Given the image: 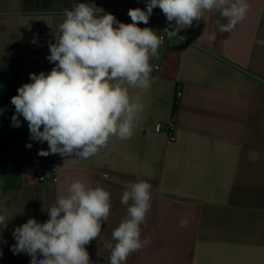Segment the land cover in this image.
Returning <instances> with one entry per match:
<instances>
[{
	"label": "crops",
	"instance_id": "crops-1",
	"mask_svg": "<svg viewBox=\"0 0 264 264\" xmlns=\"http://www.w3.org/2000/svg\"><path fill=\"white\" fill-rule=\"evenodd\" d=\"M78 3L123 23L132 22L129 9L146 10V0H0V214L8 220L0 226V264H30L27 253L11 251L14 229L29 218L45 222L47 207L76 179L111 194L102 239L86 246L93 264H108L104 243L126 216L122 191L139 180L152 185L151 210L141 225L150 242L127 264H264V0H248L245 19L231 33L219 31L227 20L218 12H205L167 39L161 67L150 61L151 87L133 93L145 109L130 139L112 138L87 160L43 157L38 150H47V142L30 139L22 116L21 126H12L10 101L31 82L30 73L55 66L46 58L48 44L55 43L64 10ZM174 23L157 7L149 23L138 26L158 34Z\"/></svg>",
	"mask_w": 264,
	"mask_h": 264
},
{
	"label": "clouds",
	"instance_id": "clouds-1",
	"mask_svg": "<svg viewBox=\"0 0 264 264\" xmlns=\"http://www.w3.org/2000/svg\"><path fill=\"white\" fill-rule=\"evenodd\" d=\"M157 7L167 22H175L174 27L164 29L171 39L203 19L205 12H218L227 20L219 31L231 33L245 19L249 4L248 0H146V10H128L131 23L120 22L111 13L97 16L87 3L65 9L53 34L55 43L48 44L46 58L55 66L47 74L30 73L31 82L19 87L10 101L15 108L12 126L19 128L22 116L30 139L47 142L48 149H39V156L87 160L112 138L123 141L133 136L145 109L143 97L133 93L151 87L150 61L159 58L164 42L152 28L138 25H147ZM3 112L0 108V115ZM151 199V183L126 184L121 194L126 216L112 231L111 241L104 243L110 253L108 264H127L130 255L149 244L150 238L142 237L141 225L151 210ZM111 207V194L102 186L73 180L66 194L47 207L45 222L29 218L14 229L16 243L11 251L27 253L30 264H93L86 246L102 239V225ZM7 223L0 214V226L7 227ZM188 224L187 219L180 221L181 227Z\"/></svg>",
	"mask_w": 264,
	"mask_h": 264
},
{
	"label": "built area",
	"instance_id": "built-area-1",
	"mask_svg": "<svg viewBox=\"0 0 264 264\" xmlns=\"http://www.w3.org/2000/svg\"><path fill=\"white\" fill-rule=\"evenodd\" d=\"M164 29L165 28H162L159 33L157 34L158 36H163L164 37V42L163 44L160 46L159 48V58H154V66L156 69H159L161 67V64H162V49L165 48L167 46V34L164 32ZM168 139L170 141L174 140L175 139V134H174V122H170V125H169V130H168ZM36 180L38 182H41L44 180V177L42 174H37L36 175Z\"/></svg>",
	"mask_w": 264,
	"mask_h": 264
},
{
	"label": "trees",
	"instance_id": "trees-1",
	"mask_svg": "<svg viewBox=\"0 0 264 264\" xmlns=\"http://www.w3.org/2000/svg\"><path fill=\"white\" fill-rule=\"evenodd\" d=\"M179 103H180V91H179V89H177L176 92H175V95H174L172 114H171L173 122H174V120L176 118V114H177V111H178Z\"/></svg>",
	"mask_w": 264,
	"mask_h": 264
}]
</instances>
